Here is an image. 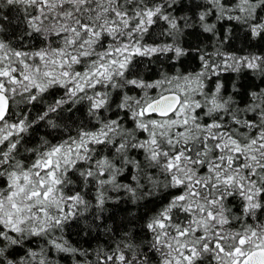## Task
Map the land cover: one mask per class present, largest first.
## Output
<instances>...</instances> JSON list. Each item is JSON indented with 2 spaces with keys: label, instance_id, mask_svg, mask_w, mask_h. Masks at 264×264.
Instances as JSON below:
<instances>
[{
  "label": "snow or ice",
  "instance_id": "snow-or-ice-1",
  "mask_svg": "<svg viewBox=\"0 0 264 264\" xmlns=\"http://www.w3.org/2000/svg\"><path fill=\"white\" fill-rule=\"evenodd\" d=\"M0 264H264V0H0Z\"/></svg>",
  "mask_w": 264,
  "mask_h": 264
}]
</instances>
